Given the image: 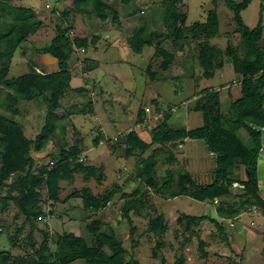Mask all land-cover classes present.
I'll list each match as a JSON object with an SVG mask.
<instances>
[{
  "label": "rangeland",
  "instance_id": "obj_1",
  "mask_svg": "<svg viewBox=\"0 0 264 264\" xmlns=\"http://www.w3.org/2000/svg\"><path fill=\"white\" fill-rule=\"evenodd\" d=\"M15 1L32 8L43 24L35 34L27 38L21 48L16 50L7 77H15L26 72L30 64L34 65L38 72L56 70L57 60L43 53L42 48L54 37L56 25L59 24L65 29L66 23L62 21L61 16L64 11L72 9V0H10L12 3ZM161 2L163 1L135 0L124 6L121 0H108L107 4L118 12V16L114 21L109 19L105 24H99L89 14L69 13L70 23L74 27V30L69 33L71 38L87 37L90 40L92 36H98L95 46H90L87 51H74L72 60L69 61L70 86L72 88L85 86L88 92L85 91L82 94L68 92L62 97L55 113L58 117L65 116L66 120L57 123L55 139L48 141L41 151H36L32 147L33 163L28 168L33 171L38 170L53 159L56 160L63 140L67 144H72L76 139L82 138L81 157L84 163L90 165L104 163L105 179L100 184L93 179L85 182L82 175L77 174L74 182H61L59 198L63 200L73 190H80L84 186H88L95 195H101L106 190L111 192L110 203L102 208L97 216L102 217L113 227L124 248L138 260V264H157L152 257L151 248L159 240L163 242L161 251L166 264H173L180 255L184 259V264H208L209 262L264 264L261 253L264 248V218L261 213L253 209L250 212L243 211L236 217L234 210L240 205V201L220 204L217 199L210 201L208 198L194 197L193 194L176 196L172 199L155 194H144L143 215L137 216L133 213L131 215L133 224L137 227L135 238L139 240V245L131 249L129 225L125 219L121 218L120 209L133 189L136 188L137 192H141L144 188L139 181V171L148 170L163 182L171 178L172 170L160 164L161 160L152 156L157 145H152L142 154L134 153L133 156L126 158L124 151L129 149L128 146L124 143L112 146L115 144L118 131L127 133L134 129V133L140 139L150 141L153 126L159 123L152 114V100H160L165 109L172 107L169 124L174 123L175 126L185 127L187 130L194 129L202 125L201 114L189 110V107L194 104L196 92L203 88L219 90L222 113L227 112L230 103L227 87L230 86L232 96L236 97L239 94L237 85L240 77L234 73L228 57L224 58L223 66L212 78L200 77L202 70L197 63L196 52L194 51L193 55L192 51L195 41H183L177 44V47H171L173 51L168 49V46H163L157 58L153 59L151 71L145 72L155 53V47H147L142 54H135L126 44V37L131 33L140 32L138 17H143L145 22H149L148 18L154 17L156 10L160 13ZM174 6L175 11L172 16L177 18L179 26L182 19L180 16L185 15L182 26L188 28L190 34H201V23L205 20L207 13L212 10L218 16L219 34L210 40V44L223 49L228 42L237 43L238 26L225 0H179L174 3ZM133 10H136L134 14ZM259 15L263 22L261 44L264 45V0H251L249 6L241 12L242 20L249 28L256 26ZM157 27L161 29L162 23H150L148 29ZM191 27L194 30H191ZM166 35L170 39L171 35L168 32ZM157 68L164 74L163 76L157 74L159 72ZM196 79L197 87H195ZM91 86L93 87L90 90ZM4 98L5 90L0 87V110L10 116V111L5 108ZM89 101L92 104V113L88 112ZM144 108L146 120L139 121L138 110ZM46 109L47 103L43 98L32 101L19 100L17 113L12 116L23 125L25 135L33 139L44 123ZM80 109H84L85 112L80 113ZM61 125L65 128L63 134ZM98 131L102 134V139L95 146L93 139ZM60 137H63L62 140ZM174 153L180 165L191 173L195 182L204 184L211 180L214 155L209 153L203 141L185 140ZM239 174L241 179H246L242 166H240ZM17 176L9 178L7 183L12 184ZM233 186L240 185L234 183ZM261 186L264 188V180ZM262 193L264 197V190ZM41 195L39 200H27L35 207L38 214L41 212L46 214L44 217L41 215L35 217L34 229L30 228L22 214L17 215V208L12 203L9 209L1 214L4 231L0 237V249L23 255L41 251V230L44 229V223L47 224L52 236L63 233H72L75 236L74 241L65 251L80 248L84 239H88L85 221L81 216L82 203L79 199L52 205V202L45 198L44 189ZM72 207L75 208L72 209ZM180 214L209 215L218 221H224L229 227L227 235L229 245L223 239L211 237L215 227L208 220H202L197 224L189 223L187 226L185 218L181 222L177 221ZM87 215H89L88 218L94 216L90 213ZM152 216L165 227L164 234L160 237L146 232ZM161 216L163 219H160ZM235 218L237 219L234 220ZM232 222L236 225L234 228L230 227ZM20 226H22V232L18 237L19 248L12 250L8 237ZM29 231L35 243L34 247L28 243ZM199 240L208 243L209 254L205 258H200L197 249ZM51 250H56L54 244H51ZM42 254L49 255L45 251ZM72 264L83 263L77 261Z\"/></svg>",
  "mask_w": 264,
  "mask_h": 264
},
{
  "label": "trees",
  "instance_id": "obj_2",
  "mask_svg": "<svg viewBox=\"0 0 264 264\" xmlns=\"http://www.w3.org/2000/svg\"><path fill=\"white\" fill-rule=\"evenodd\" d=\"M133 1L135 0H121V3L125 6ZM162 1L159 4L160 13L156 10L154 17L148 18L149 22H145L143 17H138L140 32L131 33L126 37V44L135 54H142L147 47H155V53L145 72L151 71L153 59L157 58L163 46H168V49L172 50L171 47H177V44L183 41H195L192 51L193 55L194 51L196 52L197 63L202 70L200 77L212 78L223 66L224 58L228 57L234 73L240 77L237 85L239 94L236 97L232 96L230 86L227 87L230 103L227 112L222 113L219 90L203 88L196 92L194 104L189 107V110L201 114L202 125L194 129L187 130L185 127L175 126L174 123L169 124L172 107L165 109L160 100H152V113L160 117L157 118L159 123L152 129L150 141L140 139L133 130L127 133L118 131L115 144L112 146L115 147L120 143L128 146L129 149L124 151L126 158L133 156L134 153L142 154L152 145H157L152 156L161 160L160 164L172 170L171 178L163 182L148 170L139 171V181L144 188L141 192H137L136 188L133 189L120 209L121 218L125 219L129 225L131 249L139 245V240L135 238L137 227L133 224L131 215L132 213L137 216L143 215L144 194H155L167 199L193 194L194 197L208 198L210 201L217 199L220 204L238 200L240 205L234 210L236 217L243 211L250 212L255 209L264 218L262 193L264 188L259 186L257 179V158L264 151V45L261 44L263 36L261 16L259 15L256 26L249 28L244 24L241 12L249 6L251 0H225L226 6L233 12L239 35L236 44L228 42L222 49L210 44V40L219 34L218 16L214 11L210 10L201 23V34H190V30L182 26L185 15L180 16L182 19L179 26L177 18L172 16L175 11L174 3L179 0ZM107 3L108 0H72V9L64 11L61 16L62 21L66 23L65 29L59 24L56 25L54 37L42 48L43 53L57 60V69L38 72L34 65L30 64L26 72L8 78L16 50L21 48L27 38L35 34L43 23L36 17L32 8L23 6L18 1L12 3L10 0H0V87L5 90V108L11 113L9 116L0 110V216L12 203L17 208V215L22 214L30 228L34 229L35 217H38L37 215L44 217L46 214L44 212L38 214L35 207L27 200H39L42 197L41 191L44 189L45 198L51 201L52 205L65 203L71 199L81 201V216L89 236L88 239H84L80 248L65 251L74 241L75 236L72 233L52 236L47 224L44 223V229L41 230V251L23 255L0 249V264H72L77 261L83 264H138V260L124 248L113 227L102 217L97 216V213L110 203L111 192L106 190L101 195H95L88 186H84L80 190H73L63 200L59 198L61 182L72 183L77 174H81L85 182L93 179L100 184L105 179L104 163L98 165L84 163L81 157L82 138L76 139L72 144H67L63 140L56 160L53 159L38 170L33 171L28 168L33 163L32 147L36 151H41L48 141L55 139L57 123L66 120L65 116L58 117L55 113L62 97L68 92L82 94L87 91L85 86L75 88L70 86L69 61L72 60L74 51H87L90 46H95L98 36L94 35L90 40L87 37L71 38L69 33L74 30V27L70 23L69 13L89 14L99 24H105L109 19L114 21L118 16V12ZM135 11L133 10L132 13L134 14ZM262 12L261 6L260 13ZM157 14L160 16H156ZM155 22L162 23V28L160 29L159 26L156 29H148L150 23ZM190 29L194 30L193 27ZM166 32L171 35L170 39ZM157 74L164 75L160 70ZM197 82L196 79L195 87ZM37 98L44 99L47 109L43 125L31 139L25 135L23 125L16 121L12 114L17 113L19 100L32 101ZM91 105L89 101L88 112L92 113ZM84 112V109H80V113ZM137 116L139 121L145 120L144 109H139ZM64 131L65 128L61 125V133L63 134ZM62 138L60 137L61 140ZM101 139L102 134L98 131L93 144L98 145ZM185 140L203 141L209 152L214 155V169L209 182L204 184L195 182L191 173L180 165L174 152ZM240 166L248 170L247 180L240 178ZM14 175H18L15 181L8 184L7 180ZM234 183L240 186H233ZM49 213L51 214V211ZM87 213L94 216L88 218ZM184 218L187 226L189 223L197 224L202 220H208L215 227L211 237L223 239L229 245L227 239L229 227L224 221H218L209 215L185 214H180L177 221L181 222ZM160 219L163 217L161 216ZM2 222L0 217V237L4 231ZM235 226L232 222L230 227ZM164 231L165 227L159 224L155 217H150L146 232L160 237ZM21 232L22 226L17 227L9 235L8 240L12 250L19 248L18 237ZM27 239L29 245L34 247L31 231ZM51 244L55 245L56 250H51ZM162 246L163 242L159 240L151 248L152 257L157 264H166L161 251ZM197 249L200 258H205L209 254L208 243L204 240L198 241ZM43 251L49 255H43ZM261 253L264 261V248ZM126 257H128L127 260ZM173 264H184L183 257L178 256ZM208 264L218 263L209 262Z\"/></svg>",
  "mask_w": 264,
  "mask_h": 264
},
{
  "label": "water",
  "instance_id": "obj_3",
  "mask_svg": "<svg viewBox=\"0 0 264 264\" xmlns=\"http://www.w3.org/2000/svg\"><path fill=\"white\" fill-rule=\"evenodd\" d=\"M244 173L246 175L245 180H247L249 177L248 170L245 169ZM257 179L259 186H261V183L264 180V153L259 154L257 158Z\"/></svg>",
  "mask_w": 264,
  "mask_h": 264
},
{
  "label": "clouds",
  "instance_id": "obj_4",
  "mask_svg": "<svg viewBox=\"0 0 264 264\" xmlns=\"http://www.w3.org/2000/svg\"><path fill=\"white\" fill-rule=\"evenodd\" d=\"M144 111H145V108H144ZM153 114V113H152ZM145 115H146V113H145ZM154 115V114H153ZM147 117V116H146ZM154 117H155V119H157L158 117H160V116H155L154 115ZM146 120V119H145ZM144 121V120H143ZM154 127V126H153ZM130 131V130H129ZM133 131H134V129H133ZM180 145H182V144H180ZM178 148H179V146H178ZM210 153V152H209ZM211 154V153H210Z\"/></svg>",
  "mask_w": 264,
  "mask_h": 264
},
{
  "label": "built area",
  "instance_id": "obj_5",
  "mask_svg": "<svg viewBox=\"0 0 264 264\" xmlns=\"http://www.w3.org/2000/svg\"><path fill=\"white\" fill-rule=\"evenodd\" d=\"M179 146H181V145H179Z\"/></svg>",
  "mask_w": 264,
  "mask_h": 264
}]
</instances>
